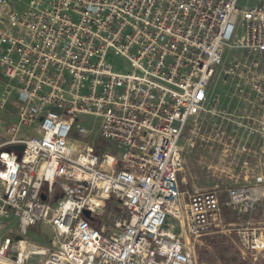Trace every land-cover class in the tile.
Returning a JSON list of instances; mask_svg holds the SVG:
<instances>
[{"label":"built area","instance_id":"1","mask_svg":"<svg viewBox=\"0 0 264 264\" xmlns=\"http://www.w3.org/2000/svg\"><path fill=\"white\" fill-rule=\"evenodd\" d=\"M227 46L239 54L221 72ZM0 67L18 102L0 140V264H193L222 203L240 215L258 200L264 0H0ZM215 75L233 83L234 111L212 93ZM81 114L99 117L101 147L83 125L71 138ZM209 139L255 156L256 175L232 174L224 195L185 194L181 141ZM30 227L51 246L30 241ZM237 233L264 251V230Z\"/></svg>","mask_w":264,"mask_h":264},{"label":"rangeland","instance_id":"2","mask_svg":"<svg viewBox=\"0 0 264 264\" xmlns=\"http://www.w3.org/2000/svg\"><path fill=\"white\" fill-rule=\"evenodd\" d=\"M254 1L240 0V4H252ZM238 54L239 51L237 49L226 47V64L219 68L221 72L228 61ZM107 58L117 68L124 67L127 64L124 57L111 52ZM211 88L212 93L219 96V106L230 112L234 111L237 102L234 95H232L233 83L229 78L224 79L215 75L211 81ZM15 97V92H6L5 79L0 67V140L3 138L5 128L17 120L18 102ZM76 124L86 126L89 129L88 135L86 137L82 136L84 140L93 143L98 142V147L103 145L98 132L99 117L89 114L79 115L74 121L70 133L72 139L81 138V134L75 128ZM32 133L34 131L31 126H21V135ZM216 144L213 139H209L206 142L197 140L194 146L191 147L186 145L185 140L181 141L185 165L179 172V178L180 189L185 194L199 189L216 187L221 188L224 195V189L233 185L229 184L232 181L230 177L232 174L238 176L239 180L245 178L250 180L253 175H256L255 170L250 171L256 168L254 166L255 156L242 153L237 158H232L229 153L225 154L223 152L222 146H216ZM243 160L247 161L245 166L249 168V172L237 173L236 169H239V165L242 164ZM253 185L258 190L259 197L248 212L238 215L225 204H221L220 219L197 239L193 264H264V251L251 252L245 250L240 244L237 233L239 229L246 226L264 230V184ZM169 221L171 223L175 222L172 218ZM27 237L30 241L42 247L51 246L49 234L40 232L35 227L29 228Z\"/></svg>","mask_w":264,"mask_h":264},{"label":"water","instance_id":"3","mask_svg":"<svg viewBox=\"0 0 264 264\" xmlns=\"http://www.w3.org/2000/svg\"><path fill=\"white\" fill-rule=\"evenodd\" d=\"M12 148H13V149H17V150H21V149H22V145H21V144H14V145H12ZM42 197H44L43 194H42ZM84 213H85L86 215L89 214V212H88L87 210H85Z\"/></svg>","mask_w":264,"mask_h":264}]
</instances>
